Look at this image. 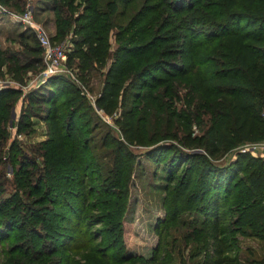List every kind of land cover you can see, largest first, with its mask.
I'll list each match as a JSON object with an SVG mask.
<instances>
[{"label":"trees","instance_id":"obj_1","mask_svg":"<svg viewBox=\"0 0 264 264\" xmlns=\"http://www.w3.org/2000/svg\"><path fill=\"white\" fill-rule=\"evenodd\" d=\"M47 1L53 5L58 33H72L73 48L65 54V63L76 58L84 68L91 62L107 63L109 59L96 98L97 106L104 111L116 108L127 79L145 75L152 69L161 70L158 67L167 63L170 50L177 44L178 48L186 47L179 51L183 63L177 76L188 78L186 83L204 102L196 105L193 121L204 129L198 141L203 144L206 155L216 156L227 147L264 138V0H106L103 5L98 0ZM0 3L20 13L25 8V0H0ZM80 6V11L75 12ZM116 18L122 20L115 32L116 46L109 55L110 30ZM195 24L198 28L193 27ZM37 46L25 48L41 52L31 59L26 54L20 58L16 51L0 43V68L5 65L11 75L20 78L28 65L41 63L42 49L38 43ZM173 73L168 81L174 90L180 89L173 77L177 73ZM57 75L48 79L50 84L41 89L45 92L35 90L47 102L49 139L45 159L50 173L40 175L43 169L35 172L23 169L17 178L22 194L20 191L8 196L0 194L1 264H94L89 262V251L103 264H170L171 253L179 252L175 242L170 248L163 245L160 251L158 245L147 257L128 251L120 215L127 192L125 182L129 178L130 157L126 156L120 142L111 146V150H102L103 146L110 145L106 140L99 146L87 136L89 123L84 117L89 105L77 92L74 96L64 92V88L56 84ZM17 93L12 86L0 89L1 167L8 163L2 156L8 134L6 125ZM121 99L124 102L125 97L121 95ZM155 102L157 104L158 100ZM66 103H70L67 117V114L62 115ZM209 106L216 107L214 111L209 110L215 113L208 112L210 116L218 115L210 123L199 115L201 108L205 111ZM77 112L82 122L80 126ZM175 116L179 118L174 113ZM122 118L126 138L133 140L143 134L146 126L140 123L137 112L127 108ZM17 126L21 130L30 123L20 116ZM152 132L153 129L146 130V135ZM68 139L74 143H69ZM78 143H82L83 151L77 150ZM90 143L91 148L98 150H91ZM196 143L197 139L190 137L186 142L190 146ZM240 152L246 157V151ZM188 157L192 160L180 174L184 160L170 170L163 201L165 223L157 229L158 237L162 239L167 223L177 220L182 206L192 208L206 195L200 208L204 215V230L199 232L204 256L201 264H228L227 253L234 249L237 233L252 234L264 240V160L248 155L246 164L241 165L239 161L237 166L229 168L201 153L193 152ZM101 159L98 166L96 161ZM110 164L114 172L108 181L109 174L105 176L104 172L108 171V166L112 168ZM88 167L101 171L92 176L91 182L86 180L85 168ZM63 169L73 173L65 176ZM101 178L105 181L103 185L97 182ZM59 180L62 181L60 190L53 196L51 193ZM68 185L73 189L69 190ZM103 187L102 194L108 195L101 198V204L108 210L91 216L89 210L96 204L90 201L101 196ZM112 196H117L118 200L106 202ZM107 221L113 238L102 248H93L99 236L104 238ZM98 223L101 225L99 236L90 229ZM174 238L177 240L176 236ZM111 251L115 252L112 257Z\"/></svg>","mask_w":264,"mask_h":264},{"label":"rangeland","instance_id":"obj_2","mask_svg":"<svg viewBox=\"0 0 264 264\" xmlns=\"http://www.w3.org/2000/svg\"><path fill=\"white\" fill-rule=\"evenodd\" d=\"M98 1L101 5L106 2V0ZM77 3L80 2L77 1ZM27 8L31 9L33 20L41 23L46 28L51 40L61 45L65 50V54H68L73 48L71 42L72 33H58L53 5L47 0H25V8L21 13ZM80 9L81 6L75 12H79ZM14 13L20 12L1 4V45L8 46L14 52L16 51V54L20 58L23 54L28 55V58L31 59L33 56H40L41 52L25 49L29 48V46L36 47L38 42L31 25L25 21L16 19L13 15ZM125 19L126 16L124 15L123 21ZM120 20L122 18H116L110 30L109 55L113 53L117 43L115 32H117L116 30ZM193 27L198 28L196 24ZM177 46V44H174L173 49L170 50L169 53L171 55L166 59L168 60L167 63L161 64L158 67L161 70L152 69L145 75L127 79L126 86L121 94L125 97V100L122 102L123 99H121L120 95L118 97V104L112 111H104L96 104V98L100 93L103 83L104 70L109 59L107 63L106 61L103 63L91 62L88 66L85 65L84 68L76 58L72 59L71 62H64L63 70L57 73L58 75L56 77H58V80L56 84L63 87L64 92H71L69 93L70 96H74L77 92L78 95L86 100V104L89 106L85 109L86 115L84 119L89 123V127L85 133L89 130L87 132L89 138H93L99 143V146L101 141L106 140V143L110 145L108 147H100L102 150H109L111 146H115L118 144L117 142H120L119 144L124 148L126 156L129 155L130 157L127 171L129 178L127 177L128 180L125 182L127 192L124 195V207L120 215L123 224L122 231H124L123 239L125 240L128 251L141 253L147 257L158 245L160 251L163 245L167 244L169 247L175 242L179 252L175 253L174 250L171 253L172 259L170 264H201L204 256L200 233L204 230V215L201 213L200 208L206 200V195H204L203 200L194 204L192 208L182 206L177 220L172 223H167L164 226L162 239H159L157 234V229L162 228L165 223L163 201L167 193L166 187L168 186L170 170L174 164L177 165L184 160L180 165L178 172L180 174L186 169L190 160H192L189 159L188 155L193 152L201 153L212 162L220 166L223 164V166L229 168L237 166L239 161H242L241 165L246 164L248 155L264 160V138L250 141L253 143V148L246 151V157H243V153L240 152V147L243 146L242 144L227 147L216 156L208 157L206 155L203 144H200L198 141V138L202 139L204 129H202V125L198 126L193 121V113L196 110V105H203L204 102L200 99L199 93L192 90L190 85L186 83L188 82V78L177 76L179 68L183 63V58L180 57L179 51L186 48L182 45L180 48ZM42 69V59L41 63L37 62L28 65L20 78L16 74L14 76L11 75L6 70L5 65H2L0 68V78L8 81L13 88L18 90L16 103L11 108L10 118L6 125L8 134L2 159L5 162L8 161V163L2 167L0 166V190H3L0 194L2 196H8L16 191L22 190V187L17 186V178L23 169L32 172L43 169L40 175L50 173V167H47L45 159V153L48 151V144L46 142L49 139V123L46 120L48 110L45 108L47 102L35 90H43V87L48 86L50 84L48 79L52 75L44 77L43 79L40 78ZM173 72L177 73L173 77L176 79L175 82L180 89L177 88L174 90L175 88H172L168 81L171 78H168L169 75L174 74ZM42 90L40 92L46 91ZM30 94L32 96L29 98L28 95ZM156 100H158V105L155 102ZM69 104L66 103V106L62 108V115L67 114L65 117L68 116L67 111L70 110ZM127 108L137 112L140 116V123L146 126L145 129H142L143 134H139L137 136L139 138L133 140L126 138L122 132V115L123 111ZM207 108L205 111L201 108L199 115L208 123L214 122L218 118V115L210 116L208 112H210V109L214 111L216 107L209 106ZM174 113L179 118L174 117ZM210 113L215 114L213 112ZM79 115L80 113L77 112L76 120L80 126L82 122L79 119ZM20 116L26 123L29 122L30 126L19 130L17 122ZM149 129H153L150 136L146 135V130ZM189 137L197 139L196 145L190 146L186 144ZM152 140L155 141L149 144ZM68 142L74 143L70 139H68ZM251 143L250 145H252ZM91 144H89L91 150H98L97 148H91L93 147ZM155 145L158 147L153 151H149ZM76 148L77 150L83 151L82 143L76 144ZM96 162L99 166L102 159ZM110 165L112 168L108 166V171L104 172L105 176L109 174L108 181L112 179L114 172L113 165ZM63 170L65 176L73 173L69 169ZM85 170L88 173L86 179L88 182H91L92 176L101 173L97 168L91 169L88 167ZM238 174L241 175L242 171H239ZM32 176H35V174L33 175L32 173ZM67 179L70 180L71 177H67ZM97 182L102 185L105 183L103 178ZM57 183L58 185L53 191V194L50 192L53 196L58 194L62 181L59 180ZM71 189L73 188L69 186V190ZM103 190H105L104 187L100 190L101 196L99 198L97 197V199L90 201L96 204L92 210H89L91 216L108 210L104 203L101 204L103 202L101 198L108 195H103ZM20 193L22 194V191ZM113 196L112 198L106 199V202H113L112 199L114 201L118 200L117 196ZM63 198L67 200L66 196ZM84 214H87V211ZM107 222L108 224H104L105 228L103 229H106L104 238L98 234L101 226L99 223L94 227H90L93 234L95 233V235L98 234L99 236L93 242V248H102L108 239L113 238L114 235L111 233V226L109 225V221ZM0 230L2 229L0 228ZM184 234L187 237L183 238ZM175 236L177 240L174 238ZM105 239L106 241H104ZM117 240L119 241V239ZM141 246H144V249H140ZM109 254L112 257L115 252L111 251ZM88 256L89 262L103 264L98 257L93 255L92 251L88 252ZM227 256L228 264H264V240L252 234L243 235L237 233L234 237V249L227 253ZM1 263L2 258L0 256Z\"/></svg>","mask_w":264,"mask_h":264},{"label":"built area","instance_id":"obj_3","mask_svg":"<svg viewBox=\"0 0 264 264\" xmlns=\"http://www.w3.org/2000/svg\"><path fill=\"white\" fill-rule=\"evenodd\" d=\"M1 7V4H0ZM16 19H20L29 23L34 31L37 42L42 49V62L43 69L40 72V78L51 76L57 74L63 70V63L65 59V50L64 48L54 43L46 28L41 24L33 20L32 11L30 8L25 9L23 13H14ZM11 86L8 81H4L0 78V89ZM246 142L243 146L240 147V151H249L253 148V143Z\"/></svg>","mask_w":264,"mask_h":264},{"label":"water","instance_id":"obj_4","mask_svg":"<svg viewBox=\"0 0 264 264\" xmlns=\"http://www.w3.org/2000/svg\"><path fill=\"white\" fill-rule=\"evenodd\" d=\"M12 116H13V114H12Z\"/></svg>","mask_w":264,"mask_h":264}]
</instances>
